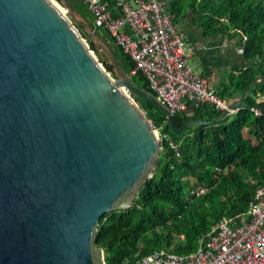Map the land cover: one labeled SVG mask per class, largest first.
Wrapping results in <instances>:
<instances>
[{
	"label": "water",
	"instance_id": "95a60500",
	"mask_svg": "<svg viewBox=\"0 0 264 264\" xmlns=\"http://www.w3.org/2000/svg\"><path fill=\"white\" fill-rule=\"evenodd\" d=\"M74 1L60 0L64 11L52 0H0V264H107L101 218L134 207L163 149L134 95L183 134L222 123L264 83L256 78L219 118L178 129Z\"/></svg>",
	"mask_w": 264,
	"mask_h": 264
},
{
	"label": "trees",
	"instance_id": "16d2710c",
	"mask_svg": "<svg viewBox=\"0 0 264 264\" xmlns=\"http://www.w3.org/2000/svg\"><path fill=\"white\" fill-rule=\"evenodd\" d=\"M73 3L94 26L87 5L82 0ZM170 11L176 23L190 20L207 34L237 38L245 59L252 62L231 85L223 84L216 91L224 101L264 76V0H171ZM77 27L91 49L104 58L83 28ZM95 29L113 45L119 63L131 75L137 67L132 57L106 31ZM101 61L116 77L114 66L105 58ZM131 77L137 87L153 93L142 72ZM260 92H264V83L252 88L232 119L192 127L183 134L175 133L168 117L152 103L134 95L155 129L162 128L168 138L162 142L155 176L145 184L134 207L101 218L96 242L104 249L107 264H136L162 249L193 254L201 239L225 218L248 212L257 190L264 186V113L257 116L253 112L259 107ZM192 105V113L174 114L178 129L191 121L215 120L224 113L211 103ZM172 143L180 147L179 154ZM201 188L207 192L198 196Z\"/></svg>",
	"mask_w": 264,
	"mask_h": 264
},
{
	"label": "built area",
	"instance_id": "2783aa9c",
	"mask_svg": "<svg viewBox=\"0 0 264 264\" xmlns=\"http://www.w3.org/2000/svg\"><path fill=\"white\" fill-rule=\"evenodd\" d=\"M94 27L106 31L132 57L154 95L173 114L189 113V105L214 104L225 112L227 102L210 82L198 75L188 58L196 47L178 30L173 14L163 0H82ZM240 109L234 113H238ZM257 116L263 112L253 108ZM161 143L168 138L156 129ZM162 133V136H161ZM173 145L179 154L180 147ZM201 188L198 196L206 194ZM136 264H264V186L260 187L247 213L225 218L203 237L197 252L179 255L162 249Z\"/></svg>",
	"mask_w": 264,
	"mask_h": 264
},
{
	"label": "crops",
	"instance_id": "0c3cea01",
	"mask_svg": "<svg viewBox=\"0 0 264 264\" xmlns=\"http://www.w3.org/2000/svg\"><path fill=\"white\" fill-rule=\"evenodd\" d=\"M163 1L170 10L171 0ZM176 26L178 30L186 33L189 42L196 47L195 54L188 58L189 65L198 75L207 79L215 91L218 92L223 84L231 85L234 78H238L242 71L251 67L252 62L245 59L237 38L222 33L207 34L204 28L190 20L180 19ZM242 94H237L235 97H240ZM258 101V108L264 113V92H260ZM191 105L189 112L192 113Z\"/></svg>",
	"mask_w": 264,
	"mask_h": 264
},
{
	"label": "rangeland",
	"instance_id": "374dc122",
	"mask_svg": "<svg viewBox=\"0 0 264 264\" xmlns=\"http://www.w3.org/2000/svg\"><path fill=\"white\" fill-rule=\"evenodd\" d=\"M52 1H54L56 4H58V6L63 10V6L60 4V2L58 1V0H52ZM64 11H66V8H64ZM84 39H86L85 37H84ZM87 40V39H86ZM100 52H102L103 53V51H100ZM104 54V53H103ZM95 55L101 60H103L104 58L105 59H107L108 60V58H107V56L105 55V57L103 58V56H102V54H97V53H95ZM192 64V63H191ZM193 65V64H192ZM194 66V65H193ZM195 70L197 71V69L195 68ZM141 106V105H140ZM143 110L147 113V110L145 109V108H143ZM234 115L235 114H232L230 117H229V119H232L233 117H234ZM161 136H162V133H161Z\"/></svg>",
	"mask_w": 264,
	"mask_h": 264
},
{
	"label": "bare ground",
	"instance_id": "6f19581e",
	"mask_svg": "<svg viewBox=\"0 0 264 264\" xmlns=\"http://www.w3.org/2000/svg\"><path fill=\"white\" fill-rule=\"evenodd\" d=\"M64 9V8H63Z\"/></svg>",
	"mask_w": 264,
	"mask_h": 264
}]
</instances>
